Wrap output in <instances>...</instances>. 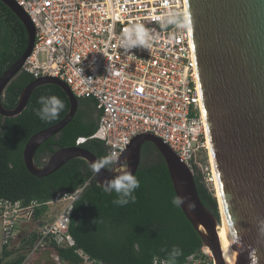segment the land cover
Returning <instances> with one entry per match:
<instances>
[{"label":"built area","instance_id":"1","mask_svg":"<svg viewBox=\"0 0 264 264\" xmlns=\"http://www.w3.org/2000/svg\"><path fill=\"white\" fill-rule=\"evenodd\" d=\"M35 28L34 44L22 70L34 79L64 82L77 99H92L98 116L90 137L106 154L124 149L138 133L162 139L206 186H214L209 144L202 114L186 0H14ZM171 19L175 22L168 23ZM142 23L152 37L148 49L125 53L123 30ZM182 25V26H180ZM132 54L134 56H129ZM82 77L93 79L82 84ZM85 185L59 191L44 203L57 209L36 222V240L27 257L48 243L72 246L68 225L72 207ZM213 190V189H210ZM39 203L22 206L0 198L1 243L9 245L21 224L33 222ZM158 258L152 264H164ZM183 264H213L207 248Z\"/></svg>","mask_w":264,"mask_h":264},{"label":"water","instance_id":"2","mask_svg":"<svg viewBox=\"0 0 264 264\" xmlns=\"http://www.w3.org/2000/svg\"><path fill=\"white\" fill-rule=\"evenodd\" d=\"M0 2L22 23L28 39L22 55L0 76V116L13 118L21 114L31 94L42 85L59 87L69 103L62 120L36 132L26 142V170L44 178L73 159L89 166L97 157L76 145L58 149L41 167L35 162L38 147L59 134L78 110V99L64 82L52 77L36 78L22 89L13 109L3 106L6 87L32 52L35 28L14 0ZM186 7L202 114L225 223L221 245L218 202L215 216L198 196L193 171L168 144L151 133H138L124 147L121 159L128 160L135 175L141 147L151 143L164 160L175 196L185 200L179 207L181 212L202 247L209 250L213 264H264V0H186ZM92 174L97 186L112 178L103 169L97 176Z\"/></svg>","mask_w":264,"mask_h":264},{"label":"trees","instance_id":"3","mask_svg":"<svg viewBox=\"0 0 264 264\" xmlns=\"http://www.w3.org/2000/svg\"><path fill=\"white\" fill-rule=\"evenodd\" d=\"M27 32L17 17L0 2V76L24 52ZM34 78L21 71L6 87L2 104L7 109L17 105L22 89ZM56 95L64 102L58 118L41 120L36 110L41 96ZM69 110L66 94L55 85H42L31 94L26 108L13 118L0 116V198L27 206L39 203L33 222L46 219L49 201L56 192H71L85 188L75 201L70 214L68 234L73 245L48 243L61 264H152L154 258L166 261L173 247L181 249L176 264H183L194 255L199 258L201 240L180 208L171 201L175 196L163 158L151 143L141 147V161L135 176L140 187L135 190V203L117 206L112 203L116 194L105 193L92 182L93 174L82 160L73 159L55 173L37 178L31 175L23 162V149L36 132L51 127L64 118ZM98 110L94 100L78 99V110L61 132L41 144L35 152V162L43 166V156L58 149L75 146L78 137H90L96 129ZM97 158L106 155L104 144L88 140L81 145ZM194 181L202 204L218 216L213 190L206 186L202 176L194 171ZM31 232L24 239L23 248L7 252L3 245L0 264H24L35 240ZM161 249H164L161 251ZM15 255L14 257H12Z\"/></svg>","mask_w":264,"mask_h":264},{"label":"clouds","instance_id":"4","mask_svg":"<svg viewBox=\"0 0 264 264\" xmlns=\"http://www.w3.org/2000/svg\"><path fill=\"white\" fill-rule=\"evenodd\" d=\"M167 22L173 23L175 21L169 19ZM151 39L152 37L149 30L144 24L134 23L123 30L119 46L125 53H129L130 50L134 48L148 49ZM128 55L134 56L132 54ZM74 72L82 84H90L93 80L91 78L85 79L82 77L83 69L81 67L74 69ZM38 103L41 107L36 110V115L41 120L45 121L58 118L60 112L65 107L63 100L56 95L41 96ZM122 154L123 149L117 148L116 150H112L106 155L89 163L92 172L96 176L102 169L112 174L111 179H105L102 182H99L98 186L102 188L105 193L114 192L116 194V199H114L112 203L121 207L128 205L130 202L135 203L136 197L134 192L140 187L138 178L133 175L129 169L128 160L121 159ZM171 203L175 207L179 208L185 203V200L181 196H173ZM191 207L193 206L189 205V208ZM163 250L164 249H161V251ZM181 254L182 252L180 248L173 247L169 254V258L164 262V264H176V258Z\"/></svg>","mask_w":264,"mask_h":264},{"label":"rangeland","instance_id":"5","mask_svg":"<svg viewBox=\"0 0 264 264\" xmlns=\"http://www.w3.org/2000/svg\"><path fill=\"white\" fill-rule=\"evenodd\" d=\"M209 188L210 189H213V193H214V196H215V188L213 185H209ZM55 211L57 212V209L51 207V214L55 213ZM38 225L37 222H31V223H25V224H21L20 227H19V231H18V235L12 240V242L7 245V248H6V251L7 252H11L13 250H18V249H21L23 248V244H24V239L29 236V234L31 232H34L36 230V226ZM2 249H3V245L1 243V223H0V257L2 255ZM46 253H44V257L46 260H44L45 262L42 264H53L52 262V258L49 256V253H52L53 256H55V251L51 248H46L45 249ZM34 255V254H33ZM15 255H13L12 257H14ZM32 255H30L29 257L27 258H30ZM29 261L30 259H26L24 264H29ZM34 262V261H32ZM33 264V263H31Z\"/></svg>","mask_w":264,"mask_h":264},{"label":"bare ground","instance_id":"6","mask_svg":"<svg viewBox=\"0 0 264 264\" xmlns=\"http://www.w3.org/2000/svg\"><path fill=\"white\" fill-rule=\"evenodd\" d=\"M210 162H211V169H212V174H213V178H214L215 198L217 199L218 205L220 206L221 227L218 229V238H219V242H220V245H221V242H222L223 237H224L225 223H224V217L222 215V210H221V205H220V197H219V193H218V189H217V185H216V180H215V174H214V168H213L211 155H210Z\"/></svg>","mask_w":264,"mask_h":264},{"label":"crops","instance_id":"7","mask_svg":"<svg viewBox=\"0 0 264 264\" xmlns=\"http://www.w3.org/2000/svg\"><path fill=\"white\" fill-rule=\"evenodd\" d=\"M45 251H46V250L43 249V250H41V251L35 253L34 255H32L30 258H26V259H30L29 264H31V263H33V264H42V262L44 263V262H45L44 260H46L45 257H44V253H46ZM49 256H50L51 258L53 257V258H52V262H53V264H61V263L59 262V258H58V256L56 255V253H55V256H53L52 253H49ZM32 261H34V262H32Z\"/></svg>","mask_w":264,"mask_h":264},{"label":"flooded vegetation","instance_id":"8","mask_svg":"<svg viewBox=\"0 0 264 264\" xmlns=\"http://www.w3.org/2000/svg\"><path fill=\"white\" fill-rule=\"evenodd\" d=\"M46 158H47V156H43V157L41 158V161L44 162Z\"/></svg>","mask_w":264,"mask_h":264}]
</instances>
